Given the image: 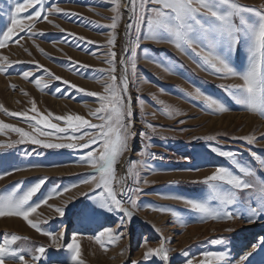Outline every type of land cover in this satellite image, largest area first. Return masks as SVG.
<instances>
[{
    "label": "snow or ice",
    "instance_id": "1",
    "mask_svg": "<svg viewBox=\"0 0 264 264\" xmlns=\"http://www.w3.org/2000/svg\"><path fill=\"white\" fill-rule=\"evenodd\" d=\"M113 13L111 22L106 25H96L109 29L106 51L102 53L103 62L107 68L99 70L100 76L93 77L101 83L102 91H87L82 87L70 84L69 88L76 92L84 93L89 97H95L98 104L90 110V116L99 123H92L89 119L79 114L55 115L51 111L42 114L35 100H32L28 111H8L0 105V111H4L9 117H21L23 122L33 131H25L21 127L0 121V134L11 132L17 134L18 140L8 144H0V148H14L17 144H33L44 149H87L81 151L77 163L86 165L92 171L81 180L69 184L63 188L53 186L43 199L32 202L33 196L40 191L47 182V178H40L27 189L21 191L20 185H14L6 194L0 195V218H20L28 227L38 234L46 236L51 241L48 247L55 248L57 252L65 250L67 255L60 256L55 253L49 255L48 247L27 243V237L9 235L4 233L0 237V264H38L44 260L45 264H85L82 259L81 245L78 243V232L72 234L70 242L64 243L65 226L58 225L54 229L41 227L40 222L30 217L37 213L42 205H47L61 218L66 215V209L70 202L79 196L86 197L91 203L80 216L81 224H95L103 213L118 215L115 226H107L98 229L89 239L100 246L103 251H108L110 246L118 244L124 236L125 226L131 222L133 216L144 207L162 214L170 213L179 222L184 223L176 210L167 206L141 205L138 196L142 192L140 184L147 185V178H141L139 168L147 169L146 161H126L127 171L124 175H118L117 164L126 153L131 152V142L137 135L141 139H148V132L135 130V108L130 91V85L137 79V50L144 41L155 43H167L176 50L188 54L189 50L199 57L197 66L218 79H238L239 84L220 85L224 92L241 107L242 110L258 115L264 119V4L259 6H247L237 0H109ZM31 10V11H30ZM123 10V11H122ZM63 10L56 6V0H16L13 11L9 16V24L6 30L0 31V50L7 49L12 45L19 46L25 53L31 55L28 48L21 41L35 40L44 33L36 31L37 23L47 22L52 24L49 15L60 14ZM27 13L26 16L21 14ZM127 14V23L124 24L123 44L121 52L115 49L117 46V29H119L123 16ZM76 13L63 12V18L76 16ZM59 27L58 25H54ZM63 32L64 30L61 29ZM23 34V35H21ZM72 38V45L80 47L81 42L87 45L95 43L83 37L66 33ZM68 43L65 39L61 41ZM55 43V42H53ZM38 47V45H37ZM245 52V66L237 69L232 63V57L237 48ZM41 54L43 50H40ZM144 59L163 68L169 74H176L165 63L152 59L147 55L148 49L142 50ZM96 56V52L90 53ZM50 58V57H49ZM99 58V57H97ZM51 59V58H50ZM24 63L12 61L8 55L0 52V74L11 75L8 69L13 65ZM75 64L71 70L76 72L77 67L87 68V65ZM66 67V65H60ZM37 67H41L37 65ZM48 78L61 80L54 76L48 69H43ZM79 74V73H76ZM17 75L23 80L33 83L35 87L44 91L48 88L47 83H42L40 77H34L33 70H23ZM87 78V77H85ZM15 90V85L11 86ZM22 91V90H21ZM56 93L61 94L58 98H64V90L57 88ZM164 90L161 89V92ZM27 95V93H23ZM186 96L200 100L204 104V111L209 115H218L230 112L228 107L219 98H214L203 93L199 88ZM183 98V97H181ZM156 103L161 107L156 108L150 115L153 119L157 115H163L168 119H176L186 115L178 109L153 96ZM33 113V114H30ZM140 123L156 133L158 127L148 122L149 114L144 112V102H140ZM55 121V122H54ZM57 122H63L60 126ZM179 124L187 123L184 119L178 120ZM187 131V129H181ZM40 137H52L57 142H45ZM87 137V139H86ZM205 140H216L214 136L204 137ZM235 140L237 137L233 136ZM248 145L257 143L255 136L240 138ZM68 141V142H62ZM83 141V143H77ZM146 145L145 147H149ZM211 150L217 155L227 158L240 174L234 173L228 167L215 166V171L207 176L202 182L207 185L208 193L201 198H187L171 194L158 193L163 199L182 201L191 211L198 214L195 222L205 223L208 221L222 222L234 219H244L248 223H254L264 216V179L257 177L256 173L236 158V153L230 150H222L212 147ZM25 156L30 153L25 152ZM141 157L148 155L145 151L138 153ZM256 157V153H251ZM8 161L0 159V168H4ZM264 165V160H261ZM30 167H43L31 165ZM25 170L17 167H9L8 170L0 171V179L11 175L13 171ZM198 171L199 169H187ZM153 172L155 170L153 169ZM131 180L130 185L128 181ZM81 185L89 186V191L71 196L63 201V206L49 204V201L57 198ZM246 192V199L240 198V193ZM186 226V225H185ZM119 229V230H115ZM159 231V229H157ZM25 241L17 245L18 241ZM163 237L159 241V247H147L148 240L144 239L143 246L147 248L143 260L145 262L157 257L162 261L169 260V249L166 247ZM223 244V240L213 241ZM252 251H244L238 256L235 264H251L250 257L254 252L264 251V238L260 243L251 245ZM127 251L122 250L121 254ZM230 251H216L204 253L203 264H208L211 258L216 264H233L230 259ZM131 264H139L131 261ZM185 264H192L191 259ZM264 264V257L258 262Z\"/></svg>",
    "mask_w": 264,
    "mask_h": 264
},
{
    "label": "rangeland",
    "instance_id": "2",
    "mask_svg": "<svg viewBox=\"0 0 264 264\" xmlns=\"http://www.w3.org/2000/svg\"><path fill=\"white\" fill-rule=\"evenodd\" d=\"M45 2L47 5L48 0ZM237 2L247 6L264 4V0H237ZM15 3L16 0H0V31L6 30ZM56 6L60 7L63 12L76 13L77 15L63 18V12L53 13L49 15V19L53 21L52 24L37 23L36 31L42 32L44 35L38 37L35 43L31 40L21 41L31 52V55L16 45L0 50L3 54L8 55L10 60L24 62L9 68L8 71L12 73L11 75L0 74V105L8 111L22 112L28 111L31 108L30 102L35 100L42 114L46 115L48 111L55 115L79 114L92 123H99L89 114L90 110L98 107V104L94 102L95 97L76 92L62 81H67L87 91H102L101 83L94 80L93 77L101 75L99 71L94 70L107 68L102 55L106 48H98L97 45L107 44L110 30L96 25H106L111 22L113 13L108 10L111 7L110 2L109 0H56ZM21 15L26 16L27 13ZM127 22L125 13L120 27L117 29L115 50L118 53L121 52L124 24ZM61 29L64 31L62 32ZM66 33L83 37L95 43L87 45L81 42L80 47L85 49L82 51L72 45V38L67 37ZM65 39L69 42H61ZM145 48L148 49V56L165 63L176 74H169L163 68L144 59L145 53L142 50ZM40 50H43L44 54H41ZM92 51L96 52V56L90 54ZM70 60L88 67L86 69L77 67L76 72H73L71 68L75 67V64L68 66ZM198 60L199 57H195V54L190 50L188 54H185L167 43L144 41L141 44L140 49L137 50V79L130 85V91L135 108V130L138 133L148 132L149 138L141 139L137 135L131 142V152L126 153L116 166L118 175H121L124 158H127V161H146L147 169L139 168V172L141 178H147L149 183L147 185L140 184L142 192L138 196V203L170 207L176 210L184 223L179 222L170 213L162 214L149 207H144L134 215L138 220L132 218L131 222L125 226L121 241L110 246L109 250L105 252L89 237L102 227H114L118 215L103 213L95 224L79 223L78 216L88 209L91 203L86 197L79 196L70 202L63 218L47 205H42L37 213L30 217L34 221L40 222L41 227L45 229H54L63 224L65 226L63 229L64 243L70 242L72 234L78 232L77 239L81 245L82 259L85 264H131L133 260L138 261L139 264H185L188 259H191L192 264H203L204 253L225 250L230 251V259L235 264L240 254L244 251H252L251 245L260 243L264 238V216L258 218L254 223H248L244 219L199 223L195 222L198 214L191 211L182 201L163 199L158 195V193H163L187 198L206 196L208 187L202 181L215 171V166L228 167L234 173L240 174L230 160L217 155L211 150L212 147L233 151L241 163L251 168L257 177L264 179V165L261 164V160H264V119L242 110L220 87L222 84H239L240 80L218 79L210 72L198 67L196 63ZM232 63L237 69H243L245 66V52L239 47L233 54ZM37 65L41 67L38 68ZM60 65H66V67ZM43 69H48L61 80L48 78ZM23 70H33L34 77H40L42 83L48 84V88L42 92L33 83L23 80L22 76L17 75ZM12 85H15V90L12 89ZM57 88L64 90V98H58L61 94L56 93ZM196 88L207 95L219 98L232 110L218 115L207 114L203 110L205 106L202 101L186 96V93L193 92ZM161 89L164 91L161 92ZM23 93H27V95ZM153 96L186 115L176 119L157 115V118L153 119L150 114L156 108L161 107L153 99ZM141 101L144 102V112L149 114L148 122L158 127L156 133H152L139 122ZM248 117L254 118L257 124L251 126ZM179 119H184L187 123L179 124ZM0 121L21 127L28 132L33 131L23 122V118L9 117L4 111H0ZM57 123L64 126L63 122ZM181 129H187V131H181ZM250 135L255 136L258 142L248 145L240 139ZM208 136H214L216 140H205L204 137ZM233 136L237 139H231ZM40 138L45 142H57L52 137ZM18 139L19 137L15 133L6 131L0 134V144H8ZM77 143H83V141ZM146 145L150 146L145 147ZM142 150L148 155L143 157L138 155ZM81 151L86 152L87 149H44L33 144H17L11 149L0 148V159L9 162L4 168H0V171L8 170L9 167L25 169L13 171L11 175L0 179V195L6 194L14 185L19 184L23 191L40 178H47V182L32 198V202H36L43 199L53 186L63 188L81 180L92 171L90 167L77 163ZM25 152L30 155L25 156ZM251 153H256V157H253ZM31 165H42L43 167H30ZM187 169L199 170L188 171ZM128 183L131 185L132 181L129 180ZM88 191L89 186L81 185L50 200L49 204L57 207L63 206V201L68 200L69 197ZM239 195L242 200L246 199V192ZM9 219L11 218H0L2 223L0 224V237L7 233L27 237V243L33 245L48 247L51 244L48 237L38 234L20 218L12 219L23 222L29 232L4 226L3 223H7ZM162 237L168 241L166 247L169 249V260L165 262L153 257L145 262L143 256L147 248L143 246L144 239L148 240L147 247L157 248ZM216 240H223L224 243H213ZM24 243L23 240L18 241L14 247ZM126 248L127 251L121 254L122 250ZM48 253L49 255L53 253L60 256L67 255L65 250L57 252L55 248L51 247H48ZM253 256L255 259L249 258L251 264H258L264 257V251L254 252ZM38 264H45V262L41 260ZM208 264H216V262L208 258Z\"/></svg>",
    "mask_w": 264,
    "mask_h": 264
},
{
    "label": "bare ground",
    "instance_id": "3",
    "mask_svg": "<svg viewBox=\"0 0 264 264\" xmlns=\"http://www.w3.org/2000/svg\"><path fill=\"white\" fill-rule=\"evenodd\" d=\"M248 118L250 119V122H251L250 125L251 126H254V125L257 124V122H256V120L254 118H251V117H248ZM126 161H127V158H124V160L122 161V165H121V175H124L126 173V163H125ZM133 219L136 220L137 218L133 216ZM0 224H2V223L0 222ZM3 224H4V226L6 225V226H9V227H13V228H19V229H23V230L29 232L28 229L26 228V225L23 222H21V221H19L17 219H12L11 218V219H9L7 221V223L5 222ZM146 225H148V224H146Z\"/></svg>",
    "mask_w": 264,
    "mask_h": 264
}]
</instances>
